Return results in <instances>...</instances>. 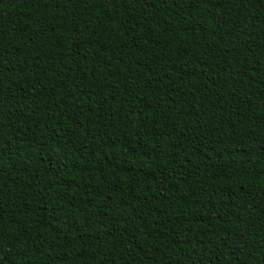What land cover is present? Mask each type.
<instances>
[{
    "label": "trees",
    "instance_id": "trees-1",
    "mask_svg": "<svg viewBox=\"0 0 264 264\" xmlns=\"http://www.w3.org/2000/svg\"><path fill=\"white\" fill-rule=\"evenodd\" d=\"M0 264H264V0H0Z\"/></svg>",
    "mask_w": 264,
    "mask_h": 264
}]
</instances>
